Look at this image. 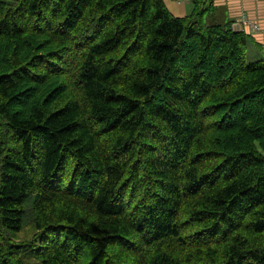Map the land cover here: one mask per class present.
Masks as SVG:
<instances>
[{
    "label": "trees",
    "instance_id": "obj_1",
    "mask_svg": "<svg viewBox=\"0 0 264 264\" xmlns=\"http://www.w3.org/2000/svg\"><path fill=\"white\" fill-rule=\"evenodd\" d=\"M196 15L0 0V264H264V61Z\"/></svg>",
    "mask_w": 264,
    "mask_h": 264
},
{
    "label": "crops",
    "instance_id": "obj_2",
    "mask_svg": "<svg viewBox=\"0 0 264 264\" xmlns=\"http://www.w3.org/2000/svg\"><path fill=\"white\" fill-rule=\"evenodd\" d=\"M175 17L196 15L208 25L231 23L236 32L247 35V60L264 61V0H163ZM242 20V21H241ZM257 26V30L243 22Z\"/></svg>",
    "mask_w": 264,
    "mask_h": 264
},
{
    "label": "rangeland",
    "instance_id": "obj_3",
    "mask_svg": "<svg viewBox=\"0 0 264 264\" xmlns=\"http://www.w3.org/2000/svg\"><path fill=\"white\" fill-rule=\"evenodd\" d=\"M29 229H25V231L23 233H21L20 235L17 236L18 240H26L27 239V235H28Z\"/></svg>",
    "mask_w": 264,
    "mask_h": 264
},
{
    "label": "built area",
    "instance_id": "obj_4",
    "mask_svg": "<svg viewBox=\"0 0 264 264\" xmlns=\"http://www.w3.org/2000/svg\"><path fill=\"white\" fill-rule=\"evenodd\" d=\"M241 21H242V20H241ZM243 22H246L247 24H249V27L252 28L253 30H257V29H258L256 25H254V24H252V23H249V22H247L246 20H243Z\"/></svg>",
    "mask_w": 264,
    "mask_h": 264
},
{
    "label": "bare ground",
    "instance_id": "obj_5",
    "mask_svg": "<svg viewBox=\"0 0 264 264\" xmlns=\"http://www.w3.org/2000/svg\"><path fill=\"white\" fill-rule=\"evenodd\" d=\"M200 102H201V101H200ZM204 106H205V105H204ZM203 108H204V107H203ZM203 108H202V109H203ZM205 108H206V107H205ZM204 111H205V110H204ZM200 138H201V137H200ZM220 148H221V147H220ZM218 151H219V150H218ZM241 184H242V183H241ZM8 187H9V186H8Z\"/></svg>",
    "mask_w": 264,
    "mask_h": 264
}]
</instances>
